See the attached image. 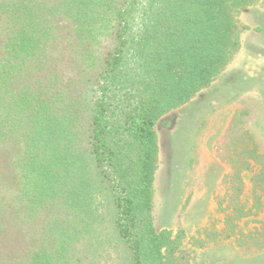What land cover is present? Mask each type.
<instances>
[{
    "label": "trees",
    "instance_id": "trees-1",
    "mask_svg": "<svg viewBox=\"0 0 264 264\" xmlns=\"http://www.w3.org/2000/svg\"><path fill=\"white\" fill-rule=\"evenodd\" d=\"M255 5L0 0V264H188L183 231L155 226L156 126L228 69ZM220 140L235 229L264 211V156L245 132ZM260 225L237 235L241 254L264 252Z\"/></svg>",
    "mask_w": 264,
    "mask_h": 264
},
{
    "label": "rangeland",
    "instance_id": "rangeland-1",
    "mask_svg": "<svg viewBox=\"0 0 264 264\" xmlns=\"http://www.w3.org/2000/svg\"><path fill=\"white\" fill-rule=\"evenodd\" d=\"M239 21L247 31L228 69L194 101L168 113L156 126L155 226L183 231L181 249L188 264H264V252L241 254L235 241L237 235L261 226L264 211L257 218L241 220L234 229L218 207L223 201L220 182L228 172L215 156L220 138L224 152L231 137L234 140L245 132L256 154L264 156V6L243 11ZM235 113L238 122L230 137L227 128ZM251 175L243 177L248 189L242 197L246 208L252 202Z\"/></svg>",
    "mask_w": 264,
    "mask_h": 264
}]
</instances>
